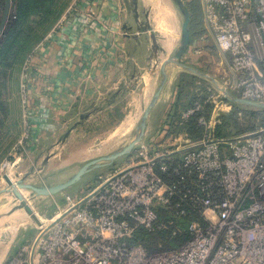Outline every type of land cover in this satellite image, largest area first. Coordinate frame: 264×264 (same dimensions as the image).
<instances>
[{
    "label": "built area",
    "instance_id": "1",
    "mask_svg": "<svg viewBox=\"0 0 264 264\" xmlns=\"http://www.w3.org/2000/svg\"><path fill=\"white\" fill-rule=\"evenodd\" d=\"M204 8L210 33L232 58V88L264 106V0H205ZM16 19L11 0L8 23ZM218 96L209 112L201 99L173 111L122 167L69 199L4 264H264V127L217 136L221 109H231ZM42 118L49 131L47 108ZM141 230L165 232L175 247L133 243Z\"/></svg>",
    "mask_w": 264,
    "mask_h": 264
},
{
    "label": "crops",
    "instance_id": "2",
    "mask_svg": "<svg viewBox=\"0 0 264 264\" xmlns=\"http://www.w3.org/2000/svg\"><path fill=\"white\" fill-rule=\"evenodd\" d=\"M151 1L68 0L56 23L32 52L30 70L23 84L26 89L20 94L27 103L32 127L33 122H43L45 108L51 118V129L41 130L40 133L46 135L43 140L36 141L30 152L45 151L53 136L65 133L69 124L80 125L88 114L93 119L111 109L121 98L131 99L136 109L151 102L159 86L157 80L162 64L172 57L180 44L184 21L173 0H162L160 8L166 7L171 17L167 27L169 34L162 35L150 24ZM184 2L191 15L190 45L180 65L167 67L168 79L148 120L145 140L157 134L169 115L178 111V103L189 93V83L199 86L206 82L215 92L221 91V86L204 68L205 61L210 58V47L221 51L205 23V0ZM148 25L159 39L162 55L152 49L153 36L145 32ZM162 57L165 58L160 64ZM236 81L235 74L232 85ZM224 92L237 98L230 90L224 89ZM226 99L230 104H239L227 96ZM31 131L34 136L36 131L33 128ZM30 152L20 156L29 157L33 154ZM19 226H22L21 216L13 225L0 228L5 234L2 242H8Z\"/></svg>",
    "mask_w": 264,
    "mask_h": 264
},
{
    "label": "rangeland",
    "instance_id": "3",
    "mask_svg": "<svg viewBox=\"0 0 264 264\" xmlns=\"http://www.w3.org/2000/svg\"><path fill=\"white\" fill-rule=\"evenodd\" d=\"M151 2L153 7L149 8L152 18L150 24L152 28H157L162 35L167 36L169 34L167 27L170 25L169 19H171L170 13L166 7L160 8L162 0H152ZM16 24L14 22L7 23L0 35V191L2 192L0 195V228L13 225L20 216L22 226L14 231L8 242H2L5 234L0 231V264H4L26 241L33 239L38 234L41 225L42 227L46 226L61 213V210L69 203V199H77L87 194L92 183L114 173L126 163L129 157L92 171L74 187L54 196H36L32 190L20 188L10 191L4 176L8 175L12 182L18 185L21 183L36 187H52L62 184L75 175L87 162L111 155L126 147L134 139V133L142 120L143 113L150 104L136 109L131 99L121 98L111 109L98 114L93 119L89 116L91 114H88L82 118L84 122H80V125L75 127L73 122L69 124V129L65 133L53 136L45 151L39 153L35 150L29 157L20 156V154L30 152L36 141L43 140L46 135L43 132L40 133L42 123L33 122L36 126L32 127L28 119L27 103L20 96L26 89L23 84H25L30 70L32 52L44 40V37L40 40H32V35L24 37L16 42L17 48L12 51L15 43L7 36ZM145 32L152 37L147 28ZM24 33L28 34L27 29ZM156 40L159 39L156 38ZM160 46L158 41L156 45H152V49L162 55ZM252 49L254 50L253 47ZM256 49H258V44ZM210 50V58L205 61L204 68L207 69L205 73L209 74L221 86V91L215 92L212 85L206 82H202L199 86L189 83V93L184 96L181 103H178V111L187 109L196 99H201L204 105L212 110L219 104L217 101L221 98L218 95L224 94V89L230 90L231 94L239 98L237 90L231 88L232 80L235 77L230 68L231 56L222 53L215 47H210ZM163 58L165 57L159 60L160 64ZM161 79L162 75L159 72L158 85ZM207 87L211 90H208ZM222 99L225 103H229L228 99L223 97ZM230 105V110L228 107L222 108L219 113L220 124L215 128L216 134L224 129L221 132L224 135L223 138H228L232 136L233 132L241 135L255 132L260 127H264V109L257 111L258 107L255 109L257 116H253L252 119L248 116L246 118L245 113L242 114L240 111L235 114L229 124L228 120L225 121L228 118L227 115L232 111H238L233 109V104ZM96 114L94 113V115ZM76 120H79L78 116ZM225 122H228V125L223 127ZM234 123L236 124L234 125ZM252 124L253 126H251ZM252 127L253 129L246 130ZM32 128L36 131L34 136H32ZM239 130H246V132L241 131L240 133ZM195 131L196 134H200L201 129L195 127ZM23 157L26 158L20 161ZM5 161L10 165L2 171ZM19 205L23 208H20ZM28 233L31 235L24 239ZM133 243L136 242L133 241Z\"/></svg>",
    "mask_w": 264,
    "mask_h": 264
},
{
    "label": "water",
    "instance_id": "4",
    "mask_svg": "<svg viewBox=\"0 0 264 264\" xmlns=\"http://www.w3.org/2000/svg\"><path fill=\"white\" fill-rule=\"evenodd\" d=\"M178 7L180 8L184 21H183V26H182V37L180 44L178 48L176 49L174 55L167 60H165L162 64L161 67V74H162V80L149 104V106L146 108V110L143 113L142 120L140 124L138 125L137 130L134 133V139L124 148L117 150L116 152L112 153L111 155L108 156H103L94 160H91L84 164L79 171L73 175L71 178H69L66 182L59 184L57 186H52V187H36L32 185H25V184H19L18 186L22 189H28L32 190L36 196H54L57 194H60L67 189H70L74 187L76 184L81 182L85 176L89 175L92 171L103 168L105 165L114 163L119 159L129 157L132 155L135 147L141 143L146 135V129H147V123L150 118V115L156 106L158 99L164 89V86L167 82L168 79V73H167V67L172 65V64H181V59L183 54L186 52L187 48L190 45V22H191V15L190 12L186 6V3L184 0H173ZM254 4H257V0H253ZM11 10V0H6L5 2V10H4V15L2 18L1 26H0V35L2 34L6 24L8 23L9 19V14ZM148 29L153 36L154 43L155 45L157 44L156 38H155V33L154 30L151 28L150 25H148ZM224 94L228 97L231 98L232 101L239 103V104H244V105H249V106H255V107H264L263 105L251 102V101H246L242 100L240 98H234L228 95L227 92H224ZM4 179L9 187H13L14 183L10 179L8 175L4 176ZM2 192L0 191V195Z\"/></svg>",
    "mask_w": 264,
    "mask_h": 264
},
{
    "label": "trees",
    "instance_id": "5",
    "mask_svg": "<svg viewBox=\"0 0 264 264\" xmlns=\"http://www.w3.org/2000/svg\"><path fill=\"white\" fill-rule=\"evenodd\" d=\"M63 1L65 0H16L17 19L14 23L17 24L11 28L9 33L10 36H7V38L10 37L13 43H15L13 44L15 47H13L12 51L17 48L16 42H18L20 39H23L24 37H29L32 35V40H40L41 38H43L53 27V25L56 23L63 10L65 9L68 0L66 2ZM25 26L26 28H24ZM26 29L28 32L27 35L24 33ZM39 33H41V35H39ZM250 107H245L240 104H233V109H237L238 111H232L230 114H228L227 116L229 119L227 118L225 121L228 120L230 124L232 119L235 117V114L240 111L243 112V114L245 113L244 115L246 118L250 117L252 119L253 116H257V114L256 110H254L253 107ZM205 108L207 112L210 111V109H208L206 106ZM235 124L236 123H234V125ZM227 125L228 122H225L223 127H226ZM251 126H253V124ZM195 127L197 126H194V128ZM251 129H253V127L246 130ZM246 130H239V132H246ZM222 131H219V133H217V136L223 137L224 135H222ZM193 135L197 136L196 131H194ZM29 235L31 234L28 233L27 235H25L24 239H27ZM168 237L169 236L165 232L148 233L146 231L141 230L137 233L134 241H140L150 251L169 250L171 248H174L175 244L173 240ZM29 241L30 240H28V242Z\"/></svg>",
    "mask_w": 264,
    "mask_h": 264
},
{
    "label": "bare ground",
    "instance_id": "6",
    "mask_svg": "<svg viewBox=\"0 0 264 264\" xmlns=\"http://www.w3.org/2000/svg\"><path fill=\"white\" fill-rule=\"evenodd\" d=\"M17 188H20V187L18 186V184H14L13 187H12V186L10 187V191H12V190H14V189H17ZM20 189H22V188H20Z\"/></svg>",
    "mask_w": 264,
    "mask_h": 264
}]
</instances>
